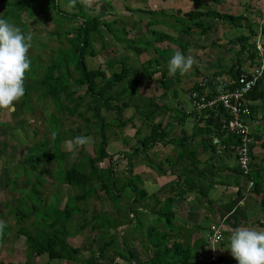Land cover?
I'll list each match as a JSON object with an SVG mask.
<instances>
[{
  "label": "trees",
  "instance_id": "1",
  "mask_svg": "<svg viewBox=\"0 0 264 264\" xmlns=\"http://www.w3.org/2000/svg\"><path fill=\"white\" fill-rule=\"evenodd\" d=\"M66 1L68 2V12L63 7ZM110 1L113 2V0ZM191 1L194 5H198L199 0ZM84 2L85 0H61V5L60 0H5V2L3 1L0 4V9L2 8L0 19H5L9 23L19 27L25 36L29 35V22L32 23L34 29L36 26H42V15L48 12L54 14L56 17L65 18L64 21L67 24V26L62 24L60 22L61 18L53 22L52 33L56 38L58 36H62V38L58 46L51 50L50 56L47 55L45 62L42 60L43 55L39 56L38 52L46 49L47 46L40 41L39 37L35 36V38H32L31 48L27 55L33 63L32 65L30 63V70L25 73V95L18 102H15V110L11 114L15 118L21 117V115L30 116L34 112V105L32 104V101H34L40 104L39 107L43 113L41 120L45 123L48 130V132L43 134V138L37 142L34 141L26 147V152L22 158L23 164L20 165L21 171L26 176L28 175V181L25 182L26 186L28 187L29 184L34 182V187L36 185L43 187L42 179L52 176L56 169V171L59 170L58 173L56 171L54 172L55 179H58L59 188L62 189L63 185H67L73 192H76V194L66 199L62 208L57 204L54 205L51 216L52 221L41 225L43 230L38 229L39 225L37 224L38 228L36 227L34 235L30 233L27 227L23 226L25 220L36 214L34 209L35 205H28L31 201L29 196L24 195L20 197L19 204L15 207L11 205L12 201L7 202V206L10 208L11 214H13L16 225H18L16 230L17 234L25 235L26 237V259L24 264H28L29 260L35 259V257L38 258L43 254L47 255L49 261H68L78 264V253L80 249L72 246L67 241L68 224L76 215L86 214L87 209L85 204L91 197L98 198L101 195H105L106 199L109 200L112 205V211L114 212L92 215L90 219L83 217L81 228L83 229L89 226L93 231H97L94 236V241L100 243L96 256L91 255L90 259L83 260V264H99V260L107 252L114 257L118 254L126 260L129 259L130 264H158V261L161 262L160 260H162V264H237L235 259L227 260L224 257H219L216 262H211L207 258L205 261L199 262L200 251L198 252V249L192 248L189 242L181 243L173 241L172 238L174 236L171 232L175 231L173 224L175 219L172 211L170 209L168 211L164 210L163 207H160L159 210L156 209V199H154V206L151 207L149 205L148 201L152 198V194L144 189L142 178L133 169V160L140 155V151L146 153L149 148L158 147V145H174L176 149L182 150L183 155L181 151L177 153H181L178 157L179 160L182 159L189 149L190 141L196 137L200 138V142L202 141L206 145L211 154L218 156L215 147L211 143V138L219 135L216 132V128L219 126L218 122L212 117L208 121H202L200 119V122L194 121L191 135L184 134L175 139L169 137L166 123L163 125L161 121H155L153 116L156 114V107L159 106L154 105V101H151V104L134 105L135 112L137 113L144 106H148L147 112H142V116L148 121L153 122L151 131L147 136L136 141L138 143L137 145H132L128 149L129 151L122 154L123 159L126 160L125 166L128 168L127 172L130 178L126 177L122 171L115 170L114 166L117 161H114V157L107 153L106 148L108 143L105 129L110 126L120 128L128 122L122 119L124 110L132 104L131 97L127 95L128 91L136 95L139 88L145 82H152V85L158 88V84L164 80L166 75L158 67H155L154 73H148L144 70L145 66L142 65L144 74L139 78H131L129 73L131 67L125 63L126 61L120 63L119 71H113L109 76L99 67L91 69L87 61H90L91 57L99 55L103 48L109 46V43H111L110 40L113 37L111 33L115 32L113 29L115 27L104 16H100L98 11L97 13L84 12L86 9ZM32 8L34 11L31 10ZM125 9L129 10V8ZM147 12L150 15L146 25L148 29L157 24L158 20L155 18V15L156 13L158 15V11L149 10ZM213 12L208 9L205 13H201V11L196 9L182 15L181 19L191 22L190 28H187L185 32L192 28L199 29L201 32L208 30L209 25L200 22V17L203 14H214ZM24 14L26 18L23 17ZM46 16L50 18V16ZM227 18L232 21L233 25L240 24L243 20L240 17L227 16ZM112 20L114 24L120 23L119 26L121 29L123 28L124 37L126 36L127 38L128 32L123 27L124 23L117 21L119 17ZM71 21L74 23L72 24ZM133 26L136 27L137 25L135 24ZM132 33L135 34L134 32ZM149 34L152 35L151 40L144 42L136 40L135 42L132 41V43L140 44L142 49L147 50L149 48L153 49L158 40L161 42L167 38V35H161V33L153 30ZM250 37L251 33L246 37L242 36L237 38L240 46L238 54L242 55L244 52L247 53V59L253 58L251 64H254L255 59L258 58V54L256 50L254 51V44L249 43ZM96 39H100L101 41L100 49L93 47ZM156 39L158 40L155 42ZM64 44L69 47H63ZM155 61L157 62V60ZM155 61L148 60L145 64L148 66H157ZM255 64H259V61L257 63L255 62ZM159 72V78H154L153 75ZM242 72L241 64H238L232 67L229 75L231 78H236ZM260 84L249 93V100L263 99L264 92L258 91ZM80 90L83 93L76 96ZM153 100L155 99L153 98ZM45 101L50 102L54 111H47L44 106ZM81 108L84 110L82 111ZM250 108L252 112L251 118H254L252 110L257 107L250 106ZM102 109H114L116 118L107 121V118L101 113ZM179 110L183 111V108L179 107ZM63 115L77 117L84 122L83 126L76 127L74 131L69 130L68 138H66V135L62 137V132L56 127L58 126L59 128L61 125ZM183 116L186 117L187 115L183 112ZM179 120L181 119L171 122H177ZM91 126L93 127L94 134L99 136V143L95 150V155L93 157L80 156L76 163L68 166L66 160L72 156V151L63 152L61 148L63 143L69 138L74 140L77 136H90L92 134ZM53 132L56 133L55 140L52 139ZM234 141L232 137L222 139L225 145L235 144ZM60 157L62 158V162L58 161L59 164L54 163ZM105 160H108L107 165L100 166L99 164L104 163ZM194 161L192 160V163ZM147 163L153 168L150 161ZM50 164H56V167L50 169L47 167ZM168 164V169L172 170L170 162ZM157 168H160V172L167 173L163 170L160 163L156 164ZM236 169L241 175L238 167ZM33 175L34 178H32ZM244 178L246 182H252V187L249 189V192H260L264 186V172L254 171L252 169L250 175ZM8 179L9 177L5 181L6 185H8ZM33 193H37V187L33 188ZM35 198L40 203L45 202L42 196H35ZM57 198L55 196V202L59 203V198ZM262 198H264V195ZM173 201L174 199L170 196L160 203L173 205ZM40 203H37V205ZM148 209L151 212L147 211ZM144 210L147 212H144ZM152 211H156V216L151 220L154 222V225L144 231L145 223H147L146 220L151 219L150 213ZM130 215L132 217H129ZM44 221L46 220L44 219ZM162 221H164L165 225L163 227L166 230L169 229V231L164 234L160 232L154 234L157 230L156 224ZM37 222H39L38 219ZM124 226H130L127 227L129 234L135 232L133 233L134 235L142 232L147 237L145 248L151 255L150 259L143 261L135 253L130 251L125 241L121 239V242H117L118 238L120 239L118 235L120 233L119 229ZM5 228L3 231H5ZM158 234L161 236L158 237ZM166 238L167 240H165ZM3 240L4 236L0 233V242ZM170 241L171 243H169ZM191 252L193 253V259L189 257L191 256Z\"/></svg>",
  "mask_w": 264,
  "mask_h": 264
},
{
  "label": "rangeland",
  "instance_id": "2",
  "mask_svg": "<svg viewBox=\"0 0 264 264\" xmlns=\"http://www.w3.org/2000/svg\"><path fill=\"white\" fill-rule=\"evenodd\" d=\"M5 0H0L3 3ZM178 3L179 0H177ZM86 4V9L84 12L88 13H97L100 16H104L105 19H107L109 22H112L111 24L114 25V33H111L113 36L110 40L111 43H109V46L102 49L101 53L97 56L91 57L90 61L88 60L89 67L91 69H96L99 67L100 69L104 70L106 75L109 76L113 71H119L120 70V63L123 61H126L125 63L129 64L130 68V77L131 78H139L144 74V70L148 73H154L155 67H158L162 73L166 75L164 80L161 84H158V88H155L154 85H152V82H145L143 86H141L137 92L136 95H133L131 91L127 92V95L131 97L132 104L130 107L124 110L123 112V120H127L126 124L123 127H107L105 129V133L107 136V153L114 157L115 162V170L122 171L126 177H129V173L127 172V167L125 166L126 160L123 159L122 154L126 151H129L128 149L132 145H137L138 143L136 141L144 138L147 136L151 131V125L153 122L148 121L147 119L142 116V112H147L148 106H144L142 109H140V112H135L134 105H142V104H151V101H154V105L159 106L156 107V114L153 116L155 118L156 122L161 121L163 125L167 122H171L173 120L182 121L184 123V131L185 133H188L192 130L193 126L188 121V119L193 120L189 116H183V111L179 110V107L183 106L184 108H188V103H185L187 92L184 91V85L183 83L187 81L185 78L187 77V74L181 75L179 71L173 75L169 76L168 74V62L172 58V56L175 55L176 52L182 53L185 57L191 55L194 58H197V52L196 50L191 46L190 41L197 42L198 39H200V42H203V39L200 38L201 35L198 33H195V37L191 38L189 41L188 34L189 29L187 32L186 29L190 28L191 22L189 20H183L181 19V16H176L173 18L174 25H177V28H175L179 31L177 33L171 35L168 34L167 38H165L164 44H168L170 49H166V53H171L172 56H169V60H165L163 62L161 59L158 60V62H161L158 64V66H148L145 63L147 60L155 61L160 57V46L159 48H154L153 50L151 48L144 50L141 48L140 44H133L132 41L140 40L142 42L151 40L152 35L147 34L145 32L144 24L141 23L140 17L141 14L139 12L142 9H151L158 11L160 13L166 14V13H172V11L176 10L183 11L185 10L184 7H181L179 5H175L172 7V3L170 0L164 1V0H113V2L109 0H85L84 2ZM60 4L61 0H60ZM68 2H64L63 7L66 12L69 11V8L67 6ZM181 4V3H180ZM182 5V4H181ZM35 6V5H33ZM184 6V5H183ZM199 6V5H198ZM203 4H200V8L203 7ZM1 7V6H0ZM199 7L197 9H199ZM129 8V10L125 9ZM2 9V8H1ZM0 9V13L1 10ZM62 9V8H61ZM29 10V9H28ZM27 10V12H28ZM31 10L34 11L32 8ZM39 11V9H37ZM202 11L205 10L201 9ZM214 10V9H212ZM30 12V11H29ZM46 15L50 16L47 17ZM25 17V14L23 16ZM119 17L120 22H123V27L127 29L128 35L124 37V31L123 28H120V23H113L112 19H116ZM156 17H160L159 14L155 15ZM61 18L60 22L67 26L66 21H64L65 18L54 16V14L48 12L45 15H42L43 25L36 26L35 29L33 28V25L31 22H29V34L32 36V38H35V36L40 38V41L43 42L47 47L46 49H42L38 52L39 56H42L43 62L46 61L47 55L50 56L51 50L55 49L58 44L61 42L62 36H58L60 38H56L54 34L52 33L51 29L53 28V22L57 19ZM160 19V18H157ZM176 20H179L178 23ZM64 21V23H63ZM144 21L145 18H144ZM72 22V21H71ZM77 22V21H76ZM170 22H172V19H170ZM74 22H72L73 24ZM70 24V23H69ZM130 26H129V25ZM138 24L136 27L133 25ZM206 25V24H205ZM208 25V24H207ZM108 26V24H107ZM165 27L171 30L172 27H170L168 24H165ZM167 29H164L165 31ZM192 28L191 30H193ZM199 30V29H198ZM132 31H135L137 34L131 33ZM231 31V30H229ZM229 33V38L231 36H234L232 31ZM143 32H145L143 35ZM200 32V31H199ZM162 35V34H161ZM103 36V34H102ZM51 39V40H48ZM118 40V41H117ZM38 43V42H34ZM107 43V44H108ZM111 44V45H110ZM101 41L100 39H96L93 43V47H96L97 49H100ZM65 48H68L69 46L64 44ZM176 47V48H175ZM210 49V45L208 46ZM173 50V51H172ZM31 53V52H30ZM234 56V55H233ZM238 56V55H237ZM52 57V56H51ZM236 57V56H234ZM240 58H243L242 55H240ZM232 67L237 65L239 62V57H236L233 61ZM33 61L31 62L32 65ZM226 68H228V61L223 60V64ZM231 67V68H232ZM159 73L153 75V77L159 78ZM193 74H195V71H193ZM193 79V77H191ZM170 81H179L178 84H174V87L172 89H168L170 87ZM183 85V86H182ZM159 92H162V96L158 95ZM186 92V93H185ZM82 90L78 92L76 96L79 94H82ZM160 97V98H159ZM153 98L155 100H153ZM32 104L34 105V112L29 115H21V117L15 118L12 116V112L10 110H3L0 109V222H3L6 225L5 231L2 232L4 236V240L0 242V264H24L26 259V243H25V235L17 234L16 230L18 225H16L15 219L13 217V214H11L10 208L7 206L8 201H12L11 205L14 207L19 204L20 197H23L24 195H28L31 201L28 203L29 206H34L36 214L33 216H30L25 222L23 223V226L27 227L30 233L33 235L35 234L34 231L37 227V224L39 225L38 229L43 230L41 225H45L46 222L50 223L52 221V214H53V207L55 204H57L60 208L63 207L65 201L67 198L71 197L72 195L76 194V192H73L72 189H70L69 186L63 185L62 189L59 188L58 179H55V171L54 170L52 176H48L44 179H42L43 187L36 185L34 187V182L29 184V186H26V183L28 181V175L26 176L20 168V165H22V158L24 153L26 152V147L30 144H32L34 141H38L41 138H43V134L45 132H48L47 127L45 123L41 120L43 117V113L41 112V109L39 107L40 104L32 101ZM44 106L46 107L48 112L54 111V108L50 105V102L44 103ZM147 107V108H146ZM83 111L84 109L81 108ZM102 115L107 118V121L111 120L112 118H116V114L114 109L113 110H105L102 109L101 111ZM63 119L61 120V125L56 126L59 131L62 133V137L66 135V138L69 137L70 131H74L76 127L83 126L84 122L77 117H68L66 115L62 116ZM20 123L18 125L17 123ZM9 125H7V124ZM12 128L10 129V127ZM168 125V124H167ZM92 134L88 137L92 138V143L84 145L79 148L78 154H75L72 152V156H70L66 160V164L72 165L73 163H76L79 160L80 156H90L93 157L95 155V150L99 143V136L94 134L93 127L91 126ZM10 129V131H9ZM70 130V131H69ZM35 133V134H33ZM169 133V132H168ZM174 135V137H177L178 134H170ZM169 135V137H171ZM176 135V136H175ZM87 137V136H85ZM71 140L70 138L67 139V141ZM66 142V141H65ZM65 142L62 145L63 152H68L70 150L67 149ZM153 147L149 148L147 152L140 151V155L133 160V169L134 172L139 174V176L143 180V185L146 186L147 183L151 189L153 185H155V177L158 174H161L159 171L160 168L156 169V164L159 163L158 161L162 157V151L166 152V150H169L170 146L159 148ZM4 149V150H2ZM146 151V150H145ZM145 156V158H144ZM57 161V162H56ZM54 163L62 162V158L60 157L59 160H56ZM59 161V162H58ZM153 165V168L149 166V163ZM64 162V160H63ZM120 162V163H119ZM170 162V165H172L174 162L172 160L168 161ZM167 161H164L163 166L169 167ZM108 163V160H105L104 163L99 164L100 166H106ZM56 164H50L47 165L50 169H53V167H56ZM41 166V165H40ZM46 167V166H45ZM59 170L56 171L58 173ZM16 174V178H15ZM148 176V180H147ZM8 179V185H6L5 181ZM57 177V174H56ZM34 178V175L32 176ZM130 178V177H129ZM131 179H133L131 177ZM32 181V179H30ZM56 180V181H55ZM144 181H146L144 183ZM17 187V188H15ZM37 187V193H33V188ZM144 187V186H143ZM149 189V188H148ZM150 190V189H149ZM39 191V192H38ZM36 197L42 196L44 198L45 202L40 203L36 200ZM55 196L59 198V203L55 202ZM57 198V199H58ZM153 199V198H152ZM154 202V200H153ZM37 203H40L37 205ZM81 204V203H80ZM79 204V206H80ZM82 206V204H81ZM86 206V214L84 215H76L72 218L70 223L68 224V237L67 241L69 244H71L74 247H78L80 249L78 253V264H83V260H88L91 258V255L96 256L97 254V248L100 246L99 242L94 241L95 231H93L89 226L81 228V225L83 224V217L91 218L92 215H98L100 213H113L112 211V205L109 202V200L106 199L105 195H101L100 197H91L87 203ZM174 205H168L165 203H160V207H163L164 210H171L173 209ZM159 207V208H160ZM33 209V211H34ZM144 212H147L144 210ZM42 216V217H41ZM129 217H132L130 215ZM154 216H150V220H146L147 223H145L144 231L149 229L152 225H154V222L151 221ZM44 218L46 221H44ZM37 219L39 222H37ZM35 221V224H34ZM137 221V220H136ZM37 222V223H36ZM163 226L164 221H162L159 224H156V233H166L169 231L166 230ZM127 227L130 226H124L119 229V237L117 242L121 239L125 241L126 245H128L130 251L136 254V256L143 261H146L147 259H150L151 255L146 250V239L147 237L142 234V232L134 234H129V229ZM175 232V231H172ZM161 235L158 234V237ZM167 240V238L165 239ZM171 243V241L169 242ZM173 244V243H172ZM201 246H198V252L200 251V256L198 261L202 262L205 261L207 257L205 256L208 252L206 249H201ZM207 247V246H206ZM225 252V251H224ZM123 255V254H122ZM193 253L191 252V256L193 259ZM220 255V251H219ZM223 255V253H221ZM111 255L109 252H107L102 259H100L98 262L99 264H130L129 259L126 260L124 257L122 258L120 255ZM158 261V264H162ZM196 261V260H195ZM194 261V262H195ZM28 264H77L76 262H68V261H49L46 254H43L39 256L38 258L35 257V259H31L28 261ZM134 264V263H132ZM144 264V263H143ZM191 264V263H190Z\"/></svg>",
  "mask_w": 264,
  "mask_h": 264
},
{
  "label": "crops",
  "instance_id": "3",
  "mask_svg": "<svg viewBox=\"0 0 264 264\" xmlns=\"http://www.w3.org/2000/svg\"><path fill=\"white\" fill-rule=\"evenodd\" d=\"M170 2H172L169 3L172 4V7L179 5L180 8L184 7L185 10L182 12L176 10V13L172 11V13L166 14L158 12L160 17H156V19H160H157L156 25L148 29L146 25L150 18L147 12L149 9H142L139 12L141 14V23L144 24L146 29V35L152 30L164 36H168L169 33L171 35L177 33V25L172 24L174 22L173 18L196 10L200 4L204 5L197 9L201 13H205L208 9L214 11V14H203L200 17V22L209 25L208 30L204 32L196 28L189 30V41L191 38L196 39L195 33H198L201 35L200 38L203 39V42H200V39L196 43L192 42V40L190 41L191 46L197 52V58H195L197 64H194L192 70L186 73L187 77H190L185 78L187 81L183 83L184 91L187 92L190 87L197 83L196 81L212 75L231 78L229 71L232 69V59L234 61L236 57H239L237 65L241 64L242 70L247 68L253 58L247 59L248 56L245 52L242 54L243 58H240V54H238L240 47L237 41L238 37H246L251 33L249 43L254 44V51L256 50V45H261L264 49V0H199V6L194 5L191 0H179L182 5L177 0H170ZM204 8L205 10L202 11L201 9ZM227 16L240 17L243 20L240 24L233 25ZM144 18L146 21H144ZM170 19H172V22H170ZM178 21L176 20L177 23ZM165 24H168L173 30L167 29ZM164 29L167 30L165 31ZM229 30L234 35L230 38L229 33H227ZM231 31L229 32L231 33ZM132 32L137 34L135 31ZM164 40L161 42L158 40L154 46V48H159L158 46H160V50H158L160 57L156 58L157 62L155 61L157 66L162 61L169 60V56H172L171 53H173L165 52L170 47L168 44H164L166 43ZM209 45L210 49L208 48ZM258 58L255 59L254 63L258 61L264 62V53L262 56L258 55ZM160 59L162 61L158 62ZM223 60L228 61V68L222 65ZM193 71H195V74H193ZM178 83L179 81H170L169 85L171 86H167V88L172 89L174 84ZM258 91L264 92V80L261 82ZM158 95L162 96V92H159ZM249 101L250 106L257 107L252 110L254 118L261 121L259 126L252 127V135L255 142L252 145L251 156L253 158H251V166L254 171L264 172V97L261 100ZM185 103H188L187 98ZM188 121L193 126L194 121L190 119ZM166 126L169 135L178 134L177 137L170 135V138L177 139L184 134L191 135L192 133V130L185 133L182 121L167 122ZM167 146H170L169 150L167 149L164 153L162 151V157L158 162L163 165L164 161L172 160L174 164L172 170L168 169V165L163 166V170L167 173L161 172V174L156 175L155 185H153L152 189L148 185L150 183H147L146 186L143 185L144 189L152 194L153 199L151 198L148 201L149 205L151 207L154 206L153 200L156 199V209L159 210L160 202L171 196L174 199L172 213L175 219L173 223L175 232H171L174 236L172 240L181 243L189 242L194 249H199L198 246H201L200 250H207L206 246L208 245L209 237L215 231H219L223 236V242L219 245L220 257L234 260L229 250V238L232 231L239 227H248L257 231L264 230V198H262L264 186L261 190L259 189L260 192H249L246 188L247 182L245 178L236 169L233 153L226 150L224 154L215 156L211 154L202 141L200 142L199 137L190 141L187 153L180 160L178 156L181 153L183 155L182 150L176 149L174 145H160L159 148L163 147L164 149ZM179 151L181 153L177 154ZM192 160H195L194 163H192ZM147 211L151 212L149 209ZM155 212L152 211L150 216H156ZM207 254L208 252L205 255L206 257Z\"/></svg>",
  "mask_w": 264,
  "mask_h": 264
},
{
  "label": "built area",
  "instance_id": "4",
  "mask_svg": "<svg viewBox=\"0 0 264 264\" xmlns=\"http://www.w3.org/2000/svg\"><path fill=\"white\" fill-rule=\"evenodd\" d=\"M256 51L259 56L264 53L261 45H256ZM242 71L236 78L212 75L196 81L187 92L188 108L183 107V111L193 121H208L212 117L218 122L216 132L219 135L211 138L216 154L222 155L230 150L241 176L248 177L252 170L251 152L255 142L252 129L261 123L260 119L251 118L248 95L263 80L264 62L250 64ZM229 137L234 138L235 144H223L222 139ZM251 187L252 182L248 181L247 190ZM222 241L223 236L219 231L209 237V261H217Z\"/></svg>",
  "mask_w": 264,
  "mask_h": 264
},
{
  "label": "clouds",
  "instance_id": "5",
  "mask_svg": "<svg viewBox=\"0 0 264 264\" xmlns=\"http://www.w3.org/2000/svg\"><path fill=\"white\" fill-rule=\"evenodd\" d=\"M31 40L30 34L25 36L19 27L0 19V109L14 111L15 102L25 95V73L30 70L31 63L27 55ZM194 64L197 61L193 56L185 57L176 52L168 62V74L173 76L178 71L181 75L186 74ZM55 137L56 133L53 132L52 139L55 140ZM91 143L92 138L85 136L65 142L67 149L75 154H78L80 147ZM5 227L0 222V233ZM229 239V250L237 264H264V230L239 227L232 231Z\"/></svg>",
  "mask_w": 264,
  "mask_h": 264
},
{
  "label": "water",
  "instance_id": "6",
  "mask_svg": "<svg viewBox=\"0 0 264 264\" xmlns=\"http://www.w3.org/2000/svg\"><path fill=\"white\" fill-rule=\"evenodd\" d=\"M17 124H18V125H20V123H19V122H18Z\"/></svg>",
  "mask_w": 264,
  "mask_h": 264
}]
</instances>
